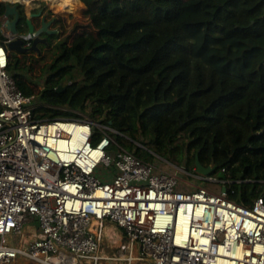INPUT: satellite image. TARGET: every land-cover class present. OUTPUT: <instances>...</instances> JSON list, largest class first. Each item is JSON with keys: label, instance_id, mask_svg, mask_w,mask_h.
<instances>
[{"label": "trees", "instance_id": "1", "mask_svg": "<svg viewBox=\"0 0 264 264\" xmlns=\"http://www.w3.org/2000/svg\"><path fill=\"white\" fill-rule=\"evenodd\" d=\"M72 2L46 3L59 31L41 52L26 54H48L50 64L67 58L62 80L76 82L67 109L43 96L38 117L84 113L118 130L128 148L142 139L190 169L198 155L205 166L225 168L231 196L250 204L264 189V0ZM85 10L89 29L72 39L64 26ZM5 13L0 2V35ZM10 66L18 86L34 95L26 71ZM51 83L45 91L57 92L58 81ZM140 150L133 151L142 157Z\"/></svg>", "mask_w": 264, "mask_h": 264}, {"label": "built area", "instance_id": "2", "mask_svg": "<svg viewBox=\"0 0 264 264\" xmlns=\"http://www.w3.org/2000/svg\"><path fill=\"white\" fill-rule=\"evenodd\" d=\"M12 19L1 17L0 264H264V189L246 204L231 196V178L145 160L115 139L118 130L84 113L37 117L34 96L9 69L8 43L20 37ZM102 165L110 171L98 177ZM36 220L38 236L21 245ZM106 222L123 229L114 249L104 245Z\"/></svg>", "mask_w": 264, "mask_h": 264}, {"label": "rangeland", "instance_id": "3", "mask_svg": "<svg viewBox=\"0 0 264 264\" xmlns=\"http://www.w3.org/2000/svg\"><path fill=\"white\" fill-rule=\"evenodd\" d=\"M39 2L43 5L42 7L32 9L30 6H27L24 8V10L26 12H28V14H30L33 11H38L39 9H43L44 6L46 7L47 2H53L54 4H57L60 6H66L62 3H56V2L50 1V0H46V1L41 0ZM5 3H7V2H5ZM74 4L72 2V4L70 6H66V7L71 8ZM48 6L49 5H47V7ZM87 8H88V6H87ZM86 10L83 11L80 15L70 14V16H69L70 21L67 25L64 26V31L66 33H68L70 36H72V39L76 38V36H78L79 32H82L84 30L89 29V26L88 27L85 26L90 21L88 19V17L86 16ZM79 24H80V26H79ZM2 37L3 36L0 35V38H2ZM10 52H11V66H10V68L12 69V68H15V66H16L17 72L26 71V76H27L28 82H29L30 86L34 89V95H33L34 96V103H36L38 106L39 105L42 106V105L46 104V102L44 103L42 101L41 103H39L40 102L38 100L39 98H41L43 96H45V97L54 96L55 98L52 99V102H53L52 104L58 105L59 108L62 106H66L65 103H66L69 95L71 94V91H69V87L72 84H74V85L76 84V82H74L71 79H63L62 80V78L68 72L69 64L65 63V62H67V58H66V61L64 58H62L58 63L52 62L50 64L49 61L51 60V57L48 54H46L42 60H40L42 58V56L38 57V60H37L36 58H34L30 55L26 56V54H34L33 51H30L26 54H19L17 51H14V50L13 51L10 50ZM17 62H18V64H17ZM17 65H19V67ZM52 80L58 81L59 86L62 84L64 86V88L61 91L57 90V92H54V91L46 92L45 91L46 88H49L52 85V83H51ZM65 108L66 107H62L61 109H65ZM37 117H38V115H37ZM115 134L116 133H114L113 136L116 138ZM141 140L134 142V145H135L134 149L135 148L141 149L140 154L143 155L142 156L143 159L158 163L160 165H164V166L166 165L167 168H171L170 167V165H171L172 167L175 166V167L182 169V170L186 169L187 171H189V170L192 171L193 168L192 169L188 168L185 161H182L181 163H179L177 161L172 160L171 156L160 155L157 152L152 151L150 145L144 144L145 142H142ZM118 142H120V141L118 140ZM123 142L124 141L121 139L120 143L122 145L128 147ZM113 147L117 148V146H115V145ZM134 149H131V150H134ZM109 171H110L109 168H105L102 165L97 170L96 175L98 177H104L105 174ZM211 175L217 179L226 178V173L223 172L221 169H217L216 171L211 173ZM184 176L186 179H188L190 181L191 180L196 181L198 184H201V185H205L215 192H220L223 188V183H221V182L214 183V182H209L207 180H199V179H196L195 177H193L191 175H187V174H185ZM37 228H38L37 220L32 222L31 224H27L25 226V229H24V234L19 237L20 238L19 239L20 244L27 246L32 240H34L38 236L37 231H36ZM123 235H124V233H123L122 228H119L113 222L112 223H110V222L105 223V234H104V245L105 246L107 244V246L110 249H112V248L114 249V248L118 247L119 243L125 240V238L123 239ZM106 241H107V243H106ZM11 242L16 243L14 237L11 239ZM108 252H109V250H107L106 248L103 251V253H108ZM12 264H37V263L34 261H31L30 259L21 257V258H18ZM107 264H111V263L108 262Z\"/></svg>", "mask_w": 264, "mask_h": 264}, {"label": "water", "instance_id": "4", "mask_svg": "<svg viewBox=\"0 0 264 264\" xmlns=\"http://www.w3.org/2000/svg\"><path fill=\"white\" fill-rule=\"evenodd\" d=\"M6 14L13 17L11 21V31L16 35H20L19 38H15L8 43L9 50L17 51L19 54H26L30 51H39V44L47 43V39L42 38V34L50 31L49 22L44 21L40 28H36L33 22L29 19L26 22L27 29L20 32L19 23L22 19L18 5L6 3ZM26 41H31V45L26 46ZM63 88L64 86L61 84L57 90L61 91ZM195 164L197 172L204 175H209L217 170V166L215 165L205 166L202 164L198 155L196 156ZM223 190H226V187H223Z\"/></svg>", "mask_w": 264, "mask_h": 264}, {"label": "flooded vegetation", "instance_id": "5", "mask_svg": "<svg viewBox=\"0 0 264 264\" xmlns=\"http://www.w3.org/2000/svg\"><path fill=\"white\" fill-rule=\"evenodd\" d=\"M19 10H20L21 19H22L23 22L25 21V24H27L26 23L27 20H29V18H31V20H32L33 24L35 25V27L39 28L40 26H42L43 19H45L46 22H51V25H50V30L51 31H59L58 29H56L54 27V19H50L48 17V15L45 13V9L44 8L43 9H39L38 11H33L30 14H28V12H26L25 10H23V11H22V9H19ZM40 12H41V14L39 16H32L33 14H38ZM22 29H24V30L27 29V25H22ZM57 33H54V34H57ZM49 35L50 34L43 33L42 37L49 39ZM40 45H42V44H40Z\"/></svg>", "mask_w": 264, "mask_h": 264}, {"label": "bare ground", "instance_id": "6", "mask_svg": "<svg viewBox=\"0 0 264 264\" xmlns=\"http://www.w3.org/2000/svg\"><path fill=\"white\" fill-rule=\"evenodd\" d=\"M25 1V7H27V6H30L32 9H34V8H40V7H42L43 5L39 2V1H41V0H24ZM43 1H46V0H43ZM50 1H54V2H56V3H62V4H64V5H66V6H70L71 4H72V1L71 0H50ZM41 14V12L40 13H38V14H33L32 16H39ZM30 20H31V18H29ZM32 21V20H31ZM44 21H46L45 19H43V21H42V24H43V22ZM50 23V25H51V22H49ZM58 31H49V32H46L45 34H54V33H57ZM43 38V37H42ZM47 39V38H46ZM47 43H48V39H47ZM47 43H40V44H47ZM40 44H39V48H40ZM38 52H41V48L39 49V51Z\"/></svg>", "mask_w": 264, "mask_h": 264}]
</instances>
